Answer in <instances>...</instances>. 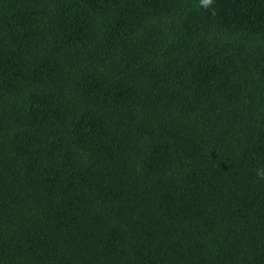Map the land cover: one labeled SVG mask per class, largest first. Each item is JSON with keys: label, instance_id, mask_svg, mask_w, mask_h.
<instances>
[{"label": "trees", "instance_id": "obj_1", "mask_svg": "<svg viewBox=\"0 0 264 264\" xmlns=\"http://www.w3.org/2000/svg\"><path fill=\"white\" fill-rule=\"evenodd\" d=\"M0 264H264V0H0Z\"/></svg>", "mask_w": 264, "mask_h": 264}]
</instances>
